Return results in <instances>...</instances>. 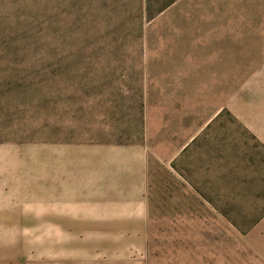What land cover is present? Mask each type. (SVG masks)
I'll return each mask as SVG.
<instances>
[{"label": "rangeland", "instance_id": "374dc122", "mask_svg": "<svg viewBox=\"0 0 264 264\" xmlns=\"http://www.w3.org/2000/svg\"><path fill=\"white\" fill-rule=\"evenodd\" d=\"M93 4L84 72L28 77L0 60V264H264V0H179L142 33L133 10L120 26ZM109 146L146 154L141 250L84 236V186L112 175L89 171Z\"/></svg>", "mask_w": 264, "mask_h": 264}, {"label": "trees", "instance_id": "16d2710c", "mask_svg": "<svg viewBox=\"0 0 264 264\" xmlns=\"http://www.w3.org/2000/svg\"><path fill=\"white\" fill-rule=\"evenodd\" d=\"M93 17L97 19L98 3L110 13H116L120 26L126 20L129 9L135 15L142 33L146 22L170 8L179 0H92ZM88 0H0V60L22 61L19 67L28 77L40 74L68 77L66 69L80 63L78 70L84 72V49L87 43L86 5ZM112 18L108 19V23ZM120 37L112 43H122L125 39L123 28ZM97 38V34H94ZM96 39L92 54H96ZM89 48V46H88ZM108 52L111 49H107ZM25 62V63H24ZM9 67V66H8ZM10 68V67H9ZM18 78V77H17ZM6 80L0 77V87ZM33 90L32 81L18 78L8 84ZM69 85V84H68ZM81 90V84L71 81V87ZM43 98L31 97L24 106L38 105ZM9 107L6 97L0 96V105Z\"/></svg>", "mask_w": 264, "mask_h": 264}, {"label": "crops", "instance_id": "0c3cea01", "mask_svg": "<svg viewBox=\"0 0 264 264\" xmlns=\"http://www.w3.org/2000/svg\"><path fill=\"white\" fill-rule=\"evenodd\" d=\"M202 130V129H201ZM198 130L185 142L177 156H181L194 147L203 131ZM105 155L111 166L105 165ZM99 163L96 171H112L107 177L97 176L95 182L84 186L88 188L84 193V236H111L115 239L108 248L96 251H131L137 248L131 240L138 235L146 237L148 204L146 199V154L140 146H109L105 150L97 149ZM113 165H119L118 167ZM88 167V165H87ZM94 168V166H92ZM109 168V169H108ZM91 181V180H89ZM120 245H118V244Z\"/></svg>", "mask_w": 264, "mask_h": 264}]
</instances>
